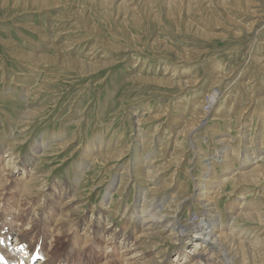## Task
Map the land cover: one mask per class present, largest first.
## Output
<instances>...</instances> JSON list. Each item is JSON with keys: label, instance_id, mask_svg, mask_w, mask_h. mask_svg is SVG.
<instances>
[{"label": "rangeland", "instance_id": "374dc122", "mask_svg": "<svg viewBox=\"0 0 264 264\" xmlns=\"http://www.w3.org/2000/svg\"><path fill=\"white\" fill-rule=\"evenodd\" d=\"M42 1L0 0V170L9 162L30 179L22 186L5 176L3 187L0 173V232L13 226L30 231L35 259L50 253L49 264H100L106 250L99 252L91 235L100 211L117 231L134 232L146 187L166 185L147 192L158 196L147 209L178 189L195 194L206 158L228 148L219 139L233 152L230 166L213 162L217 180L252 168L239 161V147L241 153L264 151V0H247V9L234 0ZM214 89L219 97L210 104ZM194 122V129L186 128ZM115 152L120 155L110 159ZM123 171L129 178L124 188ZM238 178L221 190L217 211L225 232L235 226L259 235L257 219L233 221L227 209L233 202L240 206L244 199L237 195L246 192L247 203L263 206L254 212H264V188L235 191V183H246ZM63 194L75 200L69 223L56 209ZM191 207L179 210L183 223L204 214L196 202ZM46 222L65 225L64 231L54 238L56 229L50 234ZM145 240L160 246L161 264L174 263L179 245ZM123 247L108 255L121 257ZM2 255L0 264H6Z\"/></svg>", "mask_w": 264, "mask_h": 264}, {"label": "bare ground", "instance_id": "6f19581e", "mask_svg": "<svg viewBox=\"0 0 264 264\" xmlns=\"http://www.w3.org/2000/svg\"><path fill=\"white\" fill-rule=\"evenodd\" d=\"M44 1H42V3ZM123 3H125V2H121V4H123ZM234 3L236 6L247 9L250 2L249 1L247 2V0H234ZM180 8H181V6H180ZM207 37H208V35H207ZM214 90L215 91H214V93H212L210 99L207 98V99H209L210 104L215 103L219 97L220 92L217 91L216 89H214ZM194 126H195V122L189 123V125L186 128L194 129L195 128ZM192 127H194V128H192ZM242 139H244V138H242ZM219 141L225 142L226 143L225 145L228 148H226L225 150L222 148L218 153L215 152L216 155H212L211 157L206 158L208 169L205 171V176L204 177L202 176L201 182L196 183L198 185V188H197V191L195 194L193 192H191V193L189 192L188 194H186L185 190L180 191L179 189L178 190L175 189L176 193H173L170 196V198L168 197V199L166 201L165 200H163L164 202L160 201L159 205H157V203H154L152 205L150 204L152 207L150 209H147L146 204L148 203V200L150 199V200H152L151 202H153L158 197L157 196V197L152 199V197H150L149 193L147 194V192L150 190L152 192V194L156 193L158 191L163 190V187H165L166 185H162L159 187L152 186L151 188L146 187L145 190L143 189L144 187L142 188V191L144 190L143 195L139 196V199L142 200V202H141L142 209L139 211L143 215H142V218H138V220L136 221V222H138L136 229H135V227L134 228L132 227L133 229H135L134 232L127 233L128 231L125 232L123 228H122V230L117 231L116 228L114 229L111 226L112 220H110L108 213H105L104 211H100V213L98 214V216L96 218L95 227L91 228L93 230L92 234L90 233L93 236L92 237V241L94 240L93 243L97 245L96 248L100 247L99 252L101 251V249L106 250L104 253L102 252L103 256H102L100 264H161L162 260H164V258L157 255V247H160V246H158L156 244L147 245V243H146L147 241L145 240V239L157 238V237L159 238L160 241L169 240L170 242L175 243V246L179 245V249L177 251V254L173 258L174 263H172V264H185L186 261L188 262L187 264H217V261H219L218 264H235V263H239V264H264V252H262V253L257 252V250L264 248V237H262V235L264 234V228H263L264 227V212H262L261 215H257L256 212H254V210L255 211L263 210V206L260 204L259 206L257 205L258 206L257 207L255 205H253L252 203H247L246 199H245L247 193L246 192H240L237 196H240L242 200L244 199L243 202L240 204V206L237 204V202H235L236 205L233 202L229 206V208H227L233 214L231 216V219L233 221L237 220L238 218L239 219L237 221L243 219V220H248L251 222L253 220L255 221L257 219L258 222H254V224L257 223L258 226L259 225L261 226L259 230L262 232L259 235H256V233H255L256 229L246 231V234H243L242 233L243 230H241L240 228H239L240 229L239 230L235 226L228 228L227 231H229V232H227V231L225 232V229H226V228H224L225 224H223V221H222L224 218V215H221L222 214L221 211L220 212L217 211L218 204H219L218 201H219V199L223 193V191H221V190H223V188H225L228 185L229 180L235 179L236 176L239 177L238 180H244L246 183H235V185H237V186H233L235 188V191L238 190L239 188H241L242 186H245L247 188L251 187V186L258 188V189L259 188L261 189V187H262V189L264 188V183H259V182L264 181V163L263 164L259 163V159L264 160V151H262V152L256 151L253 153L252 152L249 153V151H248V153L247 152L241 153V149H240L241 147H239V150L237 152H235L237 154V157L239 158V161L243 162V164H246L248 166L251 165L252 168L248 169L247 171H243V172H238V171L234 172L233 171L232 176L224 177V178H221L220 180H217L218 173H217V169L213 166V162H220V164L227 165V167H228L232 164L231 163L232 162L231 161V159H232L231 154L233 152V147H232V145L230 146L229 141H227L226 139H219L218 142ZM262 141H264V139H262ZM192 142L195 144V138L192 139ZM260 148H263V146H261ZM10 149H12V148H10ZM247 150H252V149H247ZM118 155H120V154L115 152L114 154L108 155V157L110 159L111 158H117ZM253 155L255 156L254 158L252 157L253 160H249L250 156H253ZM6 156H8V155H6ZM0 173H1V178H3L4 182L8 181L7 177H5V176H8V178L10 177V179L13 180L14 182L15 181L17 182V180H18V183L19 184L22 183V186H23V183L24 184L26 183L28 185V182L30 180L27 177V181L26 180L24 181L23 180V178H24L23 174L20 173V170H17L16 166H13V167L10 166L9 162L0 170ZM150 173H151L150 169L146 170V172H145L146 180L148 177H150ZM225 176H229V175L226 174ZM122 179H126L125 183H122L121 182L122 180L119 183H121L123 188L127 187L129 185V181H128L129 178L126 177L125 171L122 172ZM4 182H2V183H4ZM252 182H254V183H252ZM2 183H0V184H2ZM7 183L8 182L2 184L3 187L5 185H7ZM158 183H160V182H158ZM158 183H154V184L157 185ZM182 186L183 185H180V187H182ZM139 187H141V186H139ZM245 187H244V189H245ZM247 188L244 191H246ZM30 191H32V189ZM27 192H29V191H27ZM259 192H261V194H262L261 197L264 199V190L259 191ZM23 193H24V191H23ZM4 194L5 193H3V195ZM140 194H142V193H140ZM166 196H167V194H165L164 197H166ZM22 197H23V194H22ZM23 198H25V197H23ZM67 198H68L67 194L60 195V197L57 200V204H58L57 206L58 207L56 209L60 208L61 216L63 215L64 218L67 220V223H69L70 221H72V217L74 215H76V214L73 215L72 210L70 211V209H69L73 205L75 200H74V197L68 198V199ZM189 200H192V202L190 203ZM19 202H21V200ZM137 202H139V201H136V203ZM195 202L200 206V210L202 212L201 211H199V212L204 213V214H202L204 216L198 215L197 214L198 212H197L196 215L194 214L195 215L194 217L187 219L188 221L186 220V223H183L182 218L179 216L180 215L179 210L180 209H182V210L183 209H189L190 210L192 208L191 204H195ZM246 203L248 204L247 206H245ZM137 204H139V203H137ZM13 205H15V204H13ZM24 206H26V205H24ZM148 207H150V206H148ZM17 208H20V207H17ZM29 208H30V205H29ZM65 208L67 211L65 210ZM116 208H118V207H116ZM117 210L118 209H116V211ZM27 211H28V209H27ZM118 212L119 211H117V213ZM189 212H191V211H189ZM9 214H11V213H9ZM192 214H193V212H192ZM189 215L191 216L190 213H189ZM229 215H231V214H229ZM24 217H25V215H24ZM11 218H13V217H11ZM75 219H76V217H75ZM5 220H7V219H5ZM15 220L18 222V220H20V218L15 216ZM64 220H62V221H64ZM140 220H141V222H140V226H139ZM33 221H35V220H32L31 222L33 223ZM131 221H132V219H131ZM237 221L232 222V224L236 225L238 223ZM48 224H49V222H46L45 226H47L49 228L50 234H52V231H54V229H56V233L54 235H52V237H54V238L57 237L58 234H60V232H57V230L62 231L65 228V225L61 224L62 227H60L56 222H55V224L58 225L56 227L52 224H49V225ZM100 224H103V225L101 226ZM128 224L126 223L125 225H128ZM75 227H76V225H75ZM139 229H140V231L138 233ZM9 230L10 231H8L6 234H2L0 232V238H1L0 252L5 256V258L8 259V261L10 263H13L15 261H18L19 264H31V263H33L35 261V258H36V255H34V254H36V251H37V248L35 246L37 243L36 244L28 243V237L32 233L30 231H26V230L21 231V230L14 229V226H13V228H10ZM67 230H66V232H67ZM244 230H246V228ZM15 233H17L16 238L13 237V234L15 235ZM108 234H109V236H107ZM131 234H133V235L138 234V235L131 238ZM252 234H254L253 235V236H255L254 238L251 237ZM60 236H62V235H60ZM85 236H89L87 234V232H86ZM69 237L71 238V236H69ZM100 237L101 238L104 237L105 242L102 243ZM250 237L253 240H252V242L247 243L246 240L249 239ZM2 239H3V241H2ZM10 239H12V240L15 239V241L13 243H11L9 241ZM72 241H73V239L70 240V243H73ZM87 242L88 241H86L85 245H87ZM121 244H124L123 249H121L122 251H124V253H125L124 255H121V257H119V258H113L112 255L111 256L108 255L110 253L112 247L114 248L116 245H118V247H119ZM105 246L106 247L108 246V248H110V249H108V248L104 249ZM75 248H77V247H75ZM78 248H80V247H78ZM141 248H144V250H142ZM147 249L151 250V252H152L151 257L147 256L148 255ZM40 253L42 255V260H40L38 264H49V259H50V257H52V255H50V253H47V252L44 254L43 251H41ZM46 256H48V259H46L47 258ZM234 258H235V263L233 260Z\"/></svg>", "mask_w": 264, "mask_h": 264}]
</instances>
